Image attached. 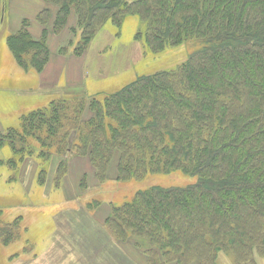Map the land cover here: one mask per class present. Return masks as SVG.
I'll return each instance as SVG.
<instances>
[{
	"label": "trees",
	"instance_id": "1",
	"mask_svg": "<svg viewBox=\"0 0 264 264\" xmlns=\"http://www.w3.org/2000/svg\"><path fill=\"white\" fill-rule=\"evenodd\" d=\"M38 10L7 38L25 71L42 75L54 58L83 57L108 22L120 29L133 16L147 55L185 44L191 53L107 95L63 91L0 134L7 164L19 174L34 167L37 185L56 190L78 172L79 192L92 177L100 185L181 172L196 182L150 186L109 206L105 226L121 255L134 260L125 246L134 239L144 264L263 258L264 0H41ZM1 217L0 243L21 240L22 219Z\"/></svg>",
	"mask_w": 264,
	"mask_h": 264
},
{
	"label": "rangeland",
	"instance_id": "2",
	"mask_svg": "<svg viewBox=\"0 0 264 264\" xmlns=\"http://www.w3.org/2000/svg\"><path fill=\"white\" fill-rule=\"evenodd\" d=\"M40 4L41 0H0V134L18 127L22 116L45 107L63 91L87 97L107 95L139 75L176 69L191 53L185 44L160 55H147L135 40L142 23L133 16L120 29L108 22L83 57H53L42 75L25 71L10 52L7 38L19 29L23 19L33 20ZM10 158V148H1V219L11 223L20 217L23 237L10 246L0 243V264H144V257L133 247L140 248L141 244L134 239L129 240L130 245L125 244L136 254L134 260L121 255L123 244L113 239L105 226L109 206H119L150 186L185 187L197 180L174 172L151 176L143 182L108 181L99 185L92 177L89 188L79 192L78 172L73 171L64 189L56 190L51 181L37 185L32 166L19 174L7 164ZM32 162L37 167L34 159ZM94 201L102 206L89 211L87 204ZM256 261L264 264V257ZM218 264H234L233 258L220 253Z\"/></svg>",
	"mask_w": 264,
	"mask_h": 264
},
{
	"label": "crops",
	"instance_id": "3",
	"mask_svg": "<svg viewBox=\"0 0 264 264\" xmlns=\"http://www.w3.org/2000/svg\"><path fill=\"white\" fill-rule=\"evenodd\" d=\"M45 84V83H44Z\"/></svg>",
	"mask_w": 264,
	"mask_h": 264
}]
</instances>
